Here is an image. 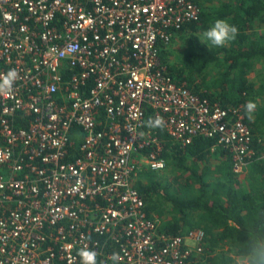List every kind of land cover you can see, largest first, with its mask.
<instances>
[{
    "label": "built area",
    "instance_id": "1",
    "mask_svg": "<svg viewBox=\"0 0 264 264\" xmlns=\"http://www.w3.org/2000/svg\"><path fill=\"white\" fill-rule=\"evenodd\" d=\"M201 10L195 0H0V75L18 73L0 94V264H82L81 248L98 264L204 261L205 231H162L134 185L141 168L168 169L149 114L183 146L215 139L235 172L250 164L242 107L192 92L161 57Z\"/></svg>",
    "mask_w": 264,
    "mask_h": 264
},
{
    "label": "trees",
    "instance_id": "2",
    "mask_svg": "<svg viewBox=\"0 0 264 264\" xmlns=\"http://www.w3.org/2000/svg\"><path fill=\"white\" fill-rule=\"evenodd\" d=\"M205 8L198 20L177 31L189 34L178 61H171L169 48L161 57L170 75L192 92L226 108L242 107L254 135L250 164L245 172H235L228 150L213 149L215 139L197 137L183 146L164 129L149 127L163 141L161 155L173 176L163 179L166 171L141 168L134 185L146 199L148 215L161 219L162 231H205L207 252L199 264H238L251 241L264 239V79L259 84L251 79L264 64V0H225L214 10ZM217 19L238 28L236 38L223 47L204 42L199 34ZM211 64L216 67L212 73ZM248 101L257 105L253 120L245 110ZM221 247L234 249L235 255L215 251Z\"/></svg>",
    "mask_w": 264,
    "mask_h": 264
},
{
    "label": "clouds",
    "instance_id": "3",
    "mask_svg": "<svg viewBox=\"0 0 264 264\" xmlns=\"http://www.w3.org/2000/svg\"><path fill=\"white\" fill-rule=\"evenodd\" d=\"M238 35V28L230 24L227 19H217L212 26L203 33L204 38L213 46L223 47L230 41L234 40ZM18 78V73L15 69H10L6 74L0 75V94H10L12 85ZM257 105L253 101H248L245 105V110L248 114V119H254V113ZM150 128L163 129L165 121L162 117L150 118L147 122ZM162 166V165H161ZM78 255L82 260V264H98L97 253L94 250L81 248L78 250ZM115 260V255L113 256ZM239 264H264V239L251 241L250 251L244 255Z\"/></svg>",
    "mask_w": 264,
    "mask_h": 264
},
{
    "label": "rangeland",
    "instance_id": "4",
    "mask_svg": "<svg viewBox=\"0 0 264 264\" xmlns=\"http://www.w3.org/2000/svg\"><path fill=\"white\" fill-rule=\"evenodd\" d=\"M200 6L202 8H205V9H209V10H214L217 8V6L222 3L223 1L225 0H196ZM202 1V2H201ZM206 2V3H204ZM205 31H200V36L202 38V40L204 42H207L208 44L211 45L210 42H208L204 36H203V33ZM188 37H189V34L187 32H181V33H176V35L173 37V40L171 42V45L168 47L170 50H169V57L171 59V61H178V59L180 58V56L183 55V52H184V48H185V45L187 43V40H188ZM216 67L214 64H211L210 65V68H209V72L212 73L213 70H215ZM258 71H255V72H252L251 73V79L252 80H255L258 84L259 83H262L261 80L264 79V64L263 65H260L259 66V69H257ZM173 176V173L169 170V171H166L164 174L160 175L161 178L163 179H171ZM223 249H216L215 251L216 252H222V251H227L229 254L231 255H235V251L234 249H231L230 247H221ZM241 258H238V264H239V260Z\"/></svg>",
    "mask_w": 264,
    "mask_h": 264
},
{
    "label": "crops",
    "instance_id": "5",
    "mask_svg": "<svg viewBox=\"0 0 264 264\" xmlns=\"http://www.w3.org/2000/svg\"><path fill=\"white\" fill-rule=\"evenodd\" d=\"M202 2V1H201ZM204 3H206V2H204Z\"/></svg>",
    "mask_w": 264,
    "mask_h": 264
}]
</instances>
